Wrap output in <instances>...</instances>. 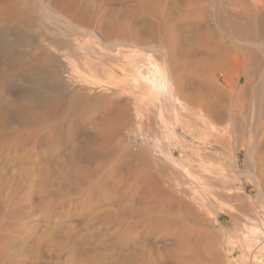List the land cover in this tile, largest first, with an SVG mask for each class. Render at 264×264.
<instances>
[{
	"label": "rangeland",
	"instance_id": "rangeland-1",
	"mask_svg": "<svg viewBox=\"0 0 264 264\" xmlns=\"http://www.w3.org/2000/svg\"><path fill=\"white\" fill-rule=\"evenodd\" d=\"M220 1L52 0V8L57 11H61L59 4H74L78 17L70 18L86 31L73 40L81 50L77 51L88 60L85 65L69 55L70 47L62 46L66 50L61 56L66 54L64 57L68 58H61L63 84L59 90L51 87L42 71L31 68L29 59L36 48L16 45L17 25L0 24V111L8 116L4 121L0 119V210L8 209L13 216L1 220L0 264H148L141 255L151 251L156 257L154 264H264V211L260 204H264V136L262 130L254 137L248 132L255 115H264V76L259 70L264 67H260L264 65V51L251 46L244 49L223 34H230L226 24L216 21L208 7L211 2ZM223 1L230 17L238 21L243 38L246 31L258 42H264V0H243V4L242 0ZM4 12H0L2 19ZM246 24L251 30L245 28ZM6 34L5 45L2 36ZM240 34L231 32L241 38ZM112 41L158 47L167 53L121 50L124 52L119 56L127 73L118 70L112 75L93 74V78L89 67L99 66L100 60L116 55L108 49ZM18 51L26 63L21 69L15 68L20 62ZM253 58L257 59L256 64ZM169 67L174 69L172 87L183 102V109L177 105L179 123L171 118L174 105L168 100L166 89ZM19 72L24 75L22 80L17 78ZM135 77L143 85L150 81L155 95L145 86L137 87ZM54 97L61 102L48 106V100ZM28 98L38 101L39 112L57 109L58 114L60 109L64 112L70 108V113L74 109L70 120L75 119L73 123L77 121L80 126L78 123L75 128L70 120L71 123L63 121L65 125L60 120L25 125L16 115L23 106L32 108L27 105ZM110 102H115V108L128 105L133 118L118 133L108 136L110 142L106 137L107 141L93 145L99 151L96 147L109 142L106 147L110 146L111 152L106 147L100 150L113 155L106 151L105 156L101 150L94 157L95 150L87 153L89 138L95 135L93 126L103 120ZM82 115H96V119L84 122ZM67 127L73 128L71 136ZM27 132L34 137L28 146L30 154L25 153L29 148L23 144ZM146 156L149 163L143 160ZM162 166L170 182L177 180L174 184L178 189L163 169L158 173L162 177L155 175L161 186H155L156 177L149 174ZM164 178L169 182L165 181L166 185L161 182ZM165 186L170 192L167 195L183 198L180 204L163 198ZM178 190L180 194L176 193ZM160 193L161 207L172 210L174 216L163 214V218L181 222L160 235L139 238L129 232L125 219L132 205L148 210L151 218L144 216V221L153 220L162 200ZM249 224H257L259 234L251 232L249 236Z\"/></svg>",
	"mask_w": 264,
	"mask_h": 264
},
{
	"label": "bare ground",
	"instance_id": "bare-ground-1",
	"mask_svg": "<svg viewBox=\"0 0 264 264\" xmlns=\"http://www.w3.org/2000/svg\"><path fill=\"white\" fill-rule=\"evenodd\" d=\"M231 1V0H230ZM230 1H229V3H230ZM233 1V0H232ZM253 1V0H252ZM255 1V0H254ZM258 1V0H257ZM210 2V1H209ZM228 2V1H227ZM0 5H2V7L4 8L3 9V11H0V12H4L5 13V17H4V19H2V17H3V15H2V17H1V15H0V17H1V19L3 20V21H0V24H2V23H6L5 25H10V24H12V23H14V24H16L17 25V33L19 34L18 35V37L16 38V40H15V43H16V45H19V46H21V47H24V44H25V46H27V45H32V46H34L35 48H36V51L35 52H33L30 56H31V58L29 59V62H30V64H31V68H34V69H39L40 71H42L43 72V75L46 77V79L49 81V83H50V85H51V87L53 88V89H55V90H57L59 87H61V85L63 84L62 82V78H60V68L62 67L61 66V62H62V60H61V58H63L64 56H63V54H62V56H61V53L63 52L64 53V50H66V49H63V47L64 46H66V47H70V50H69V52H70V54L69 55H73L76 59H78L79 61H81V62H83L84 63V65L88 62V60L87 59H85V57H83V56H81V54L79 53V51L81 52V50L73 43V40L75 39V37L77 36V34H79V33H81V32H86L83 28H81V27H78V26H76L74 23H73V21H72V19L70 18V16L71 17H78V15H77V11H76V6H74V4H72V3H69V2H64V3H62V4H59V7H61V11H57V10H54L53 8H52V0H0ZM240 3V2H239ZM242 4H243V0H242ZM241 4V5H242ZM253 4H254V2H253ZM226 5V4H225ZM249 5V4H248ZM247 5V6H248ZM258 5V4H257ZM208 7H210V9H212V12H213V16L215 17V20L217 21V19L219 20V22L223 25L224 23L226 24L225 25V27H226V30H228V32H230V34L229 33H226L227 31H223V34H225V36L226 37H228L229 39H231V42L232 43H235L236 45H238V46H240V47H243L244 46V49H246L245 47H249L250 48V46H251V48L253 49V48H257L258 50H260V51H264V42H258L254 37L255 36H253V34H251V33H246V31H245V37L243 38V35H244V33L242 32V30L240 29V27H239V23H238V21L236 22V20H233V18L232 17H230V14H229V10L228 9H225V7H224V1L223 0H221L219 3H217V2H211L210 3V5L208 6ZM244 7V6H243ZM0 8H1V6H0ZM234 8V7H233ZM241 8H242V6H241ZM257 8V7H256ZM18 9V10H17ZM229 9H231V8H229ZM2 10V9H1ZM232 10V9H231ZM236 10V9H235ZM234 10V11H235ZM243 10V9H242ZM63 11H64V13H66L65 15H64V13H63ZM250 11V10H249ZM237 12V11H236ZM235 12V13H236ZM242 13V12H241ZM1 14V13H0ZM232 14H234V13H232ZM244 14H245V12H244ZM219 15V16H218ZM247 16V15H246ZM236 18V17H235ZM239 20V19H238ZM216 24V23H215ZM219 24V23H218ZM222 25H221V27H222ZM244 25V24H243ZM4 26V25H3ZM12 26V25H11ZM219 26H220V24H219ZM13 27V26H12ZM224 27V26H223ZM222 27V28H223ZM224 27V28H225ZM4 28V27H3ZM27 29V31H26V29ZM221 28V29H222ZM245 28H247V30H251V28H250V26H248V24H246L245 25ZM254 28V27H253ZM9 29V28H8ZM11 29V28H10ZM9 29V30H10ZM5 30H6V28H5ZM264 30V29H263ZM29 31H34V33H32V32H29ZM234 31H236V32H238V33H241L240 35H242V37L241 38H239V37H235L234 35L232 36L231 35V32H234ZM244 31V30H243ZM5 32V31H4ZM11 32V31H10ZM16 32V31H15ZM89 32V31H88ZM87 32V33H88ZM263 31L261 30V33H262ZM7 33V32H6ZM90 33L91 34H95V32H93V31H90ZM89 33V34H90ZM260 33V32H259ZM260 33V34H261ZM4 34V33H3ZM259 34V35H260ZM261 35H264V34H261ZM4 36V35H3ZM2 36V38H3V43L5 44V43H7V39H8V34H6L4 37ZM257 36H258V32H257ZM259 37V36H258ZM263 37V36H262ZM77 38V37H76ZM227 38V39H228ZM1 40V39H0ZM75 41V40H74ZM77 41H78V39H77ZM83 42V41H82ZM81 42V43H82ZM2 44V42L0 43V45ZM79 45H80V43H78ZM6 45V44H5ZM83 45L84 44H82V45H80V48H81V46L83 47ZM86 45V44H85ZM63 46V47H62ZM18 47V46H17ZM85 47V46H84ZM87 47V46H86ZM79 49V51H77ZM83 49V48H82ZM85 49V48H84ZM89 49V48H88ZM108 49H109V52L111 51V53L113 54V52L115 51L116 52V55H114V56H112V57H109V56H107L106 58L107 59H102V60H100L101 62H102V64L101 65H99V66H96V64H95V66L93 65V63H92V65H93V67H89L90 69H88V71H90V74H91V76H93V74L95 75V74H107V75H112L113 73H116V71H118V70H121V71H123L124 73H127V66H126V64L122 61V57H120L119 55H121L122 53L121 52H124V51H121V50H125V49H128V50H131V49H133V50H136L137 49V51L139 52V50L141 51H145L144 53H146V52H156V51H162V52H164L165 54L167 53V50H165V49H162V48H158V47H151V48H146V47H142V46H140V45H138V44H135L134 42H125V41H112V42H109L108 43ZM139 49V50H138ZM19 50V49H18ZM61 50H63V51H61ZM93 50V49H92ZM34 51V50H33ZM86 51V50H85ZM103 51V50H102ZM248 51H249V49H248ZM253 51V50H252ZM87 52H88V50L85 52L86 54H87ZM90 52V51H89ZM92 52V51H91ZM96 52V51H95ZM58 53H60V54H58ZM66 53H68V52H66ZM82 53H84V52H82ZM106 53V52H105ZM132 53V52H131ZM251 53V52H250ZM255 53V52H254ZM89 54V53H88ZM92 54H94L93 52H92ZM124 54H126V53H124ZM253 54V53H252ZM17 55V57H19V59H20V62H18V67H15V68H23L24 66H25V64L26 63H24L23 61H22V57L20 56L21 55V51H18V53L16 54ZM68 55V54H67ZM89 55H91V54H89ZM99 55V54H98ZM103 55V54H102ZM137 55H138V53H137ZM151 55V54H150ZM254 55V54H253ZM73 56H71V57H73ZM96 56V55H95ZM94 56V57H95ZM122 56V55H121ZM242 56V55H241ZM70 57V56H69ZM101 57H103V56H101ZM251 57H253V56H251ZM255 57V56H254ZM64 58H68V57H64ZM74 58V59H75ZM91 58V57H90ZM103 58H105V57H103ZM256 58V57H255ZM255 58H253V59H255ZM18 59V60H19ZM75 59V60H76ZM98 60V59H97ZM104 60V61H103ZM132 60V59H131ZM78 61V62H79ZM94 61H95V59H94ZM93 61V62H94ZM257 61V59H255V64L257 63L256 62ZM65 62V61H64ZM70 62V61H69ZM77 62V61H76ZM132 62H134V61H131V63ZM260 61H258V63H259ZM138 63V62H137ZM248 63H249V61H248ZM29 63H28V65H30ZM66 64V63H65ZM65 64H63L62 63V65H64L65 66ZM82 64V63H81ZM136 64V63H135ZM166 64V63H165ZM254 64V65H255ZM260 64H261V62H260ZM259 64V65H260ZM263 64V63H262ZM261 64V65H262ZM28 65H27V67H28ZM45 65V66H44ZM78 65V64H77ZM130 65V64H129ZM248 65V64H247ZM260 65V67H263L264 65H262L261 66ZM131 66V65H130ZM134 66V65H133ZM257 66V65H256ZM77 67V66H76ZM64 68V67H63ZM67 68V67H66ZM254 68V67H253ZM257 68H258V66H257ZM256 68V69H257ZM255 69V70H256ZM259 70H261L260 72H261V76L263 75L264 76V67H263V69L261 68V69H259ZM120 71V72H121ZM168 71V73H167V86L166 85H163V86H166V89H167V95H168V100L170 101L171 100V102L173 103V105H174V110L172 111V110H170V111H172V112H174L173 113V115L171 114V118H173L172 120H175L174 122H177V123H179V121H180V118H179V115L180 114H178V111L177 110H180V109H177L178 107H177V105H179L180 107L183 105L182 103V101H180V99L178 98V96H177V92L175 91V89H174V87H172V79H173V75H174V69H173V67H169V70H167ZM84 72H86V71H84ZM248 72V71H247ZM258 72V71H257ZM20 73V72H19ZM18 73V75H17V78H18V80H22L23 78H24V75L22 74V73H20L19 74ZM259 73V72H258ZM84 74H86V73H84ZM249 75V74H248ZM62 77V76H61ZM93 78H94V76H93ZM16 79V78H15ZM105 79V78H104ZM17 82V81H16ZM19 82V81H18ZM64 82H65V80H64ZM68 82V81H67ZM71 82V81H70ZM166 83V82H165ZM134 84L135 85H137V87L139 86V87H144V88H147V90H149V92H151L152 94H154L153 93V91H155V89L152 87V85L150 84V81H146V85H143V83L141 82V80L139 79V78H137V77H135V79H134ZM120 88V87H119ZM124 88H126V87H124ZM59 90V89H58ZM122 91V90H121ZM162 92H163V90H161ZM148 92V91H147ZM165 92V91H164ZM84 95V94H83ZM82 95V96H83ZM155 95V94H154ZM166 95V94H165ZM20 96V95H19ZM23 96V95H22ZM81 96V97H82ZM24 97V96H23ZM29 97V96H28ZM30 97H32V96H30ZM20 98H22L21 96H20ZM97 98V97H96ZM23 99V98H22ZM27 99V98H26ZM29 99V98H28ZM66 99V98H65ZM87 99V98H86ZM30 101L28 102V104L27 105H30L32 108L30 109L29 107H28V109H24L23 107H21L20 109H18V110H16V111H18L17 112V114H18V116L16 115V117H17V119H19V121L21 120V121H23V123L26 125V124H30V123H37V124H40V123H43V124H47V123H51V122H53V121H55V122H58L59 120V122H61V123H63V121H68V122H72L73 123V121L75 120H70V118L72 119V117H73V113H74V109L71 111L70 110V113H67V111L70 109H68V110H66V111H64V112H60V110L58 111V114H55L57 111V109L56 110H54V112H52V111H48L47 110V112H39V110H40V108H38V106H39V104L35 101L36 99H29ZM82 100V99H81ZM85 100V99H84ZM99 100V99H98ZM97 100V101H98ZM165 100H167V97H166V99ZM19 101H21V100H19ZM18 101V102H19ZM23 101V100H22ZM28 101V100H27ZM72 101H75V100H72ZM86 101V100H85ZM89 101V100H88ZM87 101V102H88ZM153 101V100H152ZM24 102V101H23ZM59 102V99H58V97H54V98H52V99H50V100H48V103H47V105L48 106H51V105H53V104H56V103H58ZM60 102H61V100H60ZM59 102V103H60ZM77 102H78V100H77ZM80 103H83V101H79ZM58 103V104H59ZM115 103V102H114ZM114 103H108V107L104 110V117H103V120L101 121V122H98V123H95V125L93 126L94 127V129L96 130L95 131V135H96V138H95V135L93 136V137H91V138H89V146H88V148H87V153H89V154H93L94 152H95V154L93 155L94 157H95V155H97L96 154V152H99V151H101L100 150V147L101 148H103V147H106L107 145H108V143L112 140L111 138H109L108 136L109 135H111L110 137H112V134L111 133H118V131H120V129L122 128V127H124V126H126L127 124H129L131 121H132V118H133V116H132V114H131V112H130V109H129V106L128 105H122V106H120V104H119V107H117V108H115V107H113L114 106ZM170 103V102H169ZM57 104V105H58ZM71 104V103H70ZM72 104H74V103H72ZM79 104V103H78ZM86 104V103H85ZM88 104V103H87ZM116 104H118V103H116ZM115 104V105H116ZM168 104V103H167ZM166 104V106H167V108L169 107L168 105ZM18 107H20L21 105L18 103ZM44 105H46V104H44ZM76 106H77V104H75ZM74 105V106H75ZM81 105L82 104H80V107H81ZM55 106V105H54ZM53 106V107H54ZM71 106V105H70ZM69 105H68V107H70ZM73 106V105H72ZM73 106V107H74ZM86 106V105H85ZM83 107V106H82ZM106 107V106H105ZM179 107V108H180ZM48 108V107H47ZM56 108V107H55ZM138 108V107H137ZM170 108V107H169ZM186 108V107H185ZM35 109V110H34ZM36 109H39L38 111L36 110ZM82 109V108H81ZM85 109V108H84ZM171 109V108H170ZM181 109H183V107H181ZM45 110V109H44ZM44 110H42V111H44ZM186 110V109H185ZM193 110V109H192ZM46 111V110H45ZM56 111V112H55ZM78 111H81L80 110V108H79V110ZM85 111H86V109H85ZM88 111V110H87ZM182 111V110H181ZM4 112V111H3ZM73 112V113H72ZM77 112V111H76ZM81 112H83V111H81ZM137 112V111H136ZM183 112V111H182ZM186 112H187V110H186ZM191 112V111H190ZM88 113V112H87ZM87 113H84V114H86L87 115ZM139 113V112H138ZM141 113V112H140ZM139 113V114H140ZM54 114V115H53ZM76 114H78V113H76ZM76 114H74V115H76ZM79 114H81V113H79ZM78 114V115H79ZM142 114V113H141ZM190 114V113H189ZM195 114V113H194ZM84 116V115H82L85 119H84V122L86 121V120H92V119H96V115H88V116ZM80 116V115H79ZM81 116V118L83 119V117ZM95 116V117H94ZM181 116V115H180ZM253 116H254V114H253ZM4 117H8V116H6V114H4L3 115V113H2V110L0 111V119L1 120H3L4 121ZM139 117V116H138ZM169 117V118H170ZM74 118V117H73ZM80 118V119H81ZM13 119V118H12ZM11 119V120H12ZM238 119V118H237ZM9 120H10V118H9ZM14 120V119H13ZM12 120V121H13ZM16 120V119H15ZM62 120V121H61ZM70 120V121H69ZM77 120H78V118H77ZM8 121V120H7ZM20 121V122H21ZM80 121V120H79ZM83 121V120H82ZM58 122V123H59ZM70 122V123H71ZM77 122V121H76ZM76 122H74L73 123V125H74V127L76 128L77 126H78V123H76ZM83 122V123H84ZM87 122V121H86ZM8 123H11V121L10 122H8ZM177 123H175V124H177ZM12 124V123H11ZM64 124V123H63ZM66 124V123H65ZM64 124V125H65ZM86 124V123H85ZM85 124H83V125H85ZM174 124V123H173ZM2 124H0V126H1ZM4 125V124H3ZM8 125H10V124H8ZM7 125V126H8ZM181 125V124H180ZM39 126V125H38ZM72 126V125H71ZM79 126H80V123H79ZM2 127V126H1ZM238 127V126H237ZM68 129V134L71 136V134L73 133L72 132V130L71 129H73V128H71V129H69L70 127H67ZM74 128V129H75ZM78 128H80V127H78ZM236 128V127H235ZM29 129V128H28ZM77 130V129H76ZM240 130V129H239ZM249 130L250 131H248L249 133H250V136H252V137H254V135L257 133V131H259V132H261L260 130H262V134H263V136H264V115H262V114H256L255 115V117H254V120L251 122V124H250V127H249ZM63 131V130H62ZM75 131V130H74ZM190 131V130H189ZM238 131V130H237ZM52 132V131H51ZM58 132H60V130H58ZM58 132H57V134H58ZM76 132V131H75ZM240 132V131H239ZM66 133V132H65ZM65 133H62V134H65ZM71 133V134H70ZM260 133H258V135H259ZM261 134V135H262ZM51 135V134H50ZM59 135H61V133H59ZM63 136H65V135H63ZM62 136V137H63ZM68 136V135H67ZM257 136V135H256ZM46 137V136H45ZM60 137V136H59ZM69 137V136H68ZM106 137H108L107 138V140L109 141L110 139V141L107 143V145H105L106 143ZM251 137V138H252ZM259 136H257V138H258ZM262 137V136H261ZM24 138V137H23ZM22 138V139H23ZM33 135L30 133V132H27V136L23 139V140H21V141H23V144H25L26 143V146L28 147L29 146V142L30 141H32L33 142ZM73 138V137H72ZM263 138V137H262ZM63 139V138H62ZM61 139V140H62ZM68 139H70V138H67V140ZM259 139V138H258ZM261 139V138H260ZM259 139V140H260ZM39 140V139H38ZM71 140V139H70ZM103 140H106L104 143V145L103 144H101V145H99V147H96L97 146V144H100V143H103ZM40 141V140H39ZM47 141V140H46ZM69 141V140H68ZM83 141V140H82ZM85 141V140H84ZM263 141V140H262ZM41 142H43V140L41 141ZM263 143V142H262ZM96 144V148H99L98 150L99 151H96V149H94V146L93 145H95ZM251 144H253V143H251ZM109 145H110V143H109ZM258 146H260L259 145V143H258ZM257 146V147H258ZM263 146V145H262ZM24 147H25V145H24ZM108 147H110V146H108ZM108 147H106L107 149H109ZM249 147V146H248ZM252 147V146H251ZM257 147H256V150H257ZM29 148V147H28ZM105 149V148H104ZM110 149H111V147H110ZM109 149V151L111 152V150ZM252 149V148H251ZM251 149L249 150L250 152H251ZM95 150V151H94ZM260 150V149H259ZM94 151V152H93ZM103 152L102 153H104V152H106V151H104V150H102ZM114 151H116V150H114ZM155 151H157V150H155ZM253 151V150H252ZM261 151H264L263 150V148H261ZM108 152V151H107ZM26 154H30V148L28 149V150H26V152H25ZM86 153V152H85ZM84 153V154H85ZM113 153V152H112ZM112 153H107V154H111V155H113ZM117 153V152H116ZM87 155V156H89V158H90V155ZM106 153H104V155H105ZM107 154L105 155V156H107ZM115 154V153H114ZM157 154V153H156ZM263 154H264V152H263ZM99 156H100V154H98ZM126 155V154H125ZM145 155V154H144ZM143 155V156H144ZM148 155V154H147ZM92 156V155H91ZM99 156H98V158H99ZM105 156H103V157H105ZM124 156V155H123ZM142 156V157H143ZM157 156V155H156ZM118 157V156H117ZM88 158V157H87ZM91 158H93V157H91ZM102 158V157H101ZM100 158V159H101ZM129 158H130V155H129ZM131 158H132V156H131ZM130 158V159H131ZM147 158V156L146 157H144V161H146L145 163H149V161H150V159L149 158H147V159H149L148 161L147 160H145ZM159 158V157H158ZM105 159V158H104ZM125 159H128L127 157L125 158ZM130 159H129V161H130ZM98 160V159H97ZM99 161V160H98ZM102 162H104V161H102ZM153 162V161H152ZM151 162V163H152ZM150 163V164H151ZM154 163V162H153ZM152 163V164H153ZM156 163V162H155ZM253 163V162H252ZM149 164V165H150ZM151 164V165H152ZM157 164V163H156ZM147 165V167H148V164H146ZM150 165V166H151ZM154 165V164H153ZM153 165H152V167H153ZM127 167H129L130 166V164H129V166L128 165H126ZM125 166V168L127 169V167ZM133 166V165H132ZM155 166V165H154ZM157 166V165H156ZM103 167V166H102ZM116 167H119V166H117L116 165ZM131 168V167H130ZM129 168V171L131 170ZM158 168H159V170H158ZM161 168V169H160ZM166 168V167H165ZM168 168V167H167ZM102 169V168H101ZM153 169H154V167H153ZM157 169V171L158 172H155V171H153L154 172V174L153 175H150L149 173V177L150 176H152V178H153V176L154 177H156V180L155 179H153L154 181H157V177L158 176H155V175H159V174H161L162 172H160L159 173V171H163L164 169H163V166L162 167H155V170ZM163 169V170H162ZM112 170V169H111ZM133 170V169H132ZM170 170V169H169ZM96 171H98V169L96 170ZM99 171H101V170H99ZM173 171V170H172ZM176 172V171H175ZM89 173V172H88ZM137 173V172H136ZM151 173V172H150ZM159 173V174H158ZM163 173L165 174V173H168V172H166L165 170L163 171ZM170 173H172V172H170ZM152 174V173H151ZM175 174H177V173H175ZM174 174V175H175ZM166 175V178H167V174H165ZM147 176V175H146ZM159 176H161V175H159ZM164 176V175H163ZM162 177V176H161ZM160 177V178H161ZM177 177V176H176ZM253 177V176H252ZM152 178H150V180H152ZM142 179H143V177H142ZM146 179H148V177H145V181H146V184H148L147 183V181H149V179L148 180H146ZM162 179V178H161ZM168 180H169V182H170V179L169 178H167ZM152 180V181H153ZM158 180H159V177H158ZM144 181V182H145ZM152 181H151V183H152ZM165 181H167V180H165V178H164V181H162L161 180V182H165ZM177 181V180H176ZM175 181V182H176ZM257 181V180H256ZM101 182V181H100ZM143 182V181H142ZM143 182V183H144ZM150 182V181H149ZM168 182V181H167ZM168 182V183H169ZM172 182V184H174L173 183V181H171ZM170 182V183H171ZM154 184H155V186H156V183H157V185H158V183H159V185H160V182H153ZM152 183V184H153ZM167 183V184H168ZM179 183V182H178ZM257 183V182H256ZM145 184V183H144ZM145 184V185H146ZM171 184V185H172ZM159 185H158V187H159ZM163 185H166V182H165V184H163ZM171 185H168L169 187L171 186ZM179 185H181V184H178V187H180ZM161 186V185H160ZM168 186H165V191H167L166 190V187H168ZM173 186H175V184L173 185ZM172 186V187H173ZM177 186V185H176ZM175 186V188H177ZM1 187H2V185L0 186V197L2 196V190H1ZM149 187H151V189L153 190V187L151 186V184H150V186ZM171 188V187H170ZM181 188V187H180ZM151 189H148L147 191L148 192H151L150 190ZM169 189V188H168ZM178 189V188H177ZM170 190V189H169ZM180 190V189H179ZM179 190H178V192H176V193H178V194H180L179 193ZM259 190V189H258ZM162 191V190H161ZM160 191V192H161ZM164 191V193L163 192H161L162 194H163V198H165L166 199V197H168V198H170V201H171V199H173V200H175L177 203H181V198H178L179 196H177V198L175 197V196H169V195H167V193L169 192V191H167V192H165ZM181 191V190H180ZM184 191V190H183ZM185 192V191H184ZM160 193V196L159 197H161L162 196V194ZM166 193V194H165ZM170 193V192H169ZM168 193V194H169ZM151 194V193H150ZM182 194L184 195V193L182 192ZM187 193H185V195H186ZM171 195H173V194H171ZM176 195V194H175ZM184 195V196H185ZM260 195V194H259ZM187 196V195H186ZM262 196V195H261ZM167 198V199H168ZM186 198V197H185ZM260 198V197H259ZM262 198V197H261ZM144 199H146L145 197H144ZM158 199V198H157ZM156 199V200H157ZM160 199V198H159ZM161 199H162V197H161ZM164 199V200H165ZM183 199V198H182ZM192 199V198H191ZM6 198L4 199V201H3V203H5L6 202ZM203 200V199H202ZM158 201V200H157ZM161 201V202H160ZM160 201H158V202H160V203H158V204H160V207L159 208H157L158 209V215L157 214H155L156 216H158V217H156L155 216V218H152L153 220H146V221H144V216H148V217H150L151 215H150V213L148 212V210H146V209H143V208H135L133 205H132V207L129 209L130 211H129V215H128V217H127V215L126 216H124V219H125V217H127L125 220H127V225H125L126 226V229L129 231V232H131L132 234H135L136 236H138L139 238L140 237H147V236H152L153 234H155V233H159V235L162 233L163 234V232L164 231H169V230H171V229H173V228H175L176 226H177V224H179V222L178 221H180V220H178L177 221V219H176V221H174V222H172V221H170V218H172V217H174V216H172V214L170 213V212H172V210L169 212V210H166V207H165V209L164 208H162V207H164V206H162V202H163V199L162 200H160ZM169 201V202H170ZM184 202L183 203H185V200H183ZM168 202V203H169ZM176 202L174 203V204H176ZM262 202V201H261ZM165 203V202H164ZM172 203V202H171ZM203 203V202H202ZM158 204H157V206H158ZM188 204V203H187ZM261 204V210H263L264 211V204H263V202L262 203H260ZM130 205V204H129ZM167 205V204H166ZM184 206L186 205V203L185 204H183ZM156 206V207H157ZM162 206V207H161ZM178 206V205H177ZM180 206H182V205H180ZM183 207V206H182ZM194 207V206H193ZM197 207V206H196ZM162 208V209H161ZM156 209V210H157ZM171 209V208H170ZM191 209H192V207H191ZM193 210H194V208H193ZM155 211V210H154ZM177 211V210H176ZM195 211V210H194ZM193 211V212H194ZM196 212V211H195ZM194 212V213H195ZM168 213V214H167ZM173 213V212H172ZM174 213H175V211H174ZM257 213V212H256ZM150 216H149V215ZM163 214H166V215H169V216H172V217H170L169 219H168V217H167V219L166 218H163ZM177 216H178V214H177V212L175 213ZM174 214V215H175ZM6 215V216H5ZM153 215V214H152ZM166 215H164V216H166ZM13 217L12 216V213L8 210V209H3V210H0V225L2 224L1 223V220L2 219H5L6 217ZM161 216V217H160ZM153 217V216H152ZM179 217V216H178ZM181 217V216H180ZM255 217V216H254ZM254 217H252V218H254ZM256 217H257V215H256ZM151 218V217H150ZM176 218V217H175ZM182 218V217H181ZM260 217L258 216V220L260 221V219H259ZM263 218H264V216H263ZM7 219H9V218H7ZM255 219V218H254ZM124 220V221H125ZM123 221V222H124ZM181 222V221H180ZM252 223V222H251ZM262 224V223H261ZM252 225H254V226H250V224H249V226L251 227V231H249L247 234L250 236V233L252 232L253 234H255L256 232L259 234V226H257V224H252ZM261 226H263V224L261 225ZM261 228H263V227H261ZM248 235H246V237H248ZM252 236V235H251ZM254 236V235H253ZM262 239H264V235L262 236ZM252 241V240H251ZM250 242V241H249ZM248 243V242H247ZM149 247V246H148ZM251 247V246H250ZM147 250V246L145 245L144 246V248H143V250ZM153 249V248H152ZM145 250H144V252H145ZM149 251V250H148ZM143 252V251H142ZM152 252V251H151ZM151 252L148 254V252H147V254L148 255H146V254H143V255H141V258H142V260L143 261H145V262H147L148 264H154V260L156 259V257H155V259H154V257L152 256V254H151ZM146 253V252H145ZM156 254H158V253H156ZM195 254V253H194ZM197 257H200V255H196ZM203 258V257H202Z\"/></svg>",
	"mask_w": 264,
	"mask_h": 264
}]
</instances>
